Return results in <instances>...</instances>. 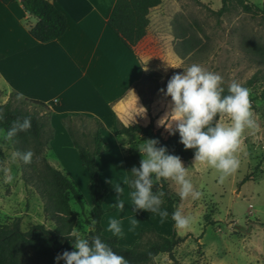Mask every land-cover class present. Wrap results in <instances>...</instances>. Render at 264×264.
<instances>
[{"label": "crops", "instance_id": "0c3cea01", "mask_svg": "<svg viewBox=\"0 0 264 264\" xmlns=\"http://www.w3.org/2000/svg\"><path fill=\"white\" fill-rule=\"evenodd\" d=\"M50 1L66 15L68 27L64 35L47 42H40L30 34L29 29L37 19L26 12L20 1L11 4L0 1V90L3 102L8 99L7 94L15 91L25 98L42 101L53 110L54 137L48 147V161L67 173L85 198L91 197L90 173L61 120L82 114L98 118L103 124L105 151L97 156L96 163L102 189L113 186L103 200L106 210L101 220L103 234L115 236L108 225L116 219L123 230L118 240L120 246H131L140 239L142 230L153 228L167 237L176 232L177 237L184 238L180 245L185 248L194 250L202 245L206 264H251V259L259 258L264 252V230L252 229L253 234L242 233L240 237L235 233L226 238L220 236L221 241L217 242L218 231L208 235L207 229L197 231L196 227L204 226L207 203L217 202L213 187L220 191L222 199L229 185L232 193L239 194L236 185L252 172L247 151L253 148L259 153L252 143L264 134L262 126L245 129L236 154L239 167L223 182L219 172L195 164L194 157L181 160L193 185L189 197H180L177 204V210L191 218L187 229L177 230L158 212L136 210L132 202L125 163L131 146L129 137L119 132V126L151 123L153 113L144 105L134 83L150 70L177 67L186 58L187 40L182 37V29L172 25V5H176V0ZM251 111L257 125V115L254 109ZM167 113L164 111L154 119L156 128L166 135L170 131L160 121ZM218 123L231 121L221 116ZM10 151L15 153L14 149ZM168 182L178 194L179 187L171 180ZM21 184L24 186L22 180ZM115 184L123 187L119 197ZM195 191L200 196L194 199ZM117 198L124 201L122 210L114 206ZM133 219L135 227L131 225ZM213 222L206 228L221 226L217 211ZM236 224L227 221L228 227ZM239 238L242 246L238 248Z\"/></svg>", "mask_w": 264, "mask_h": 264}, {"label": "rangeland", "instance_id": "374dc122", "mask_svg": "<svg viewBox=\"0 0 264 264\" xmlns=\"http://www.w3.org/2000/svg\"><path fill=\"white\" fill-rule=\"evenodd\" d=\"M246 2L253 4L251 11L244 10L239 0H230L228 10L220 15L216 12L223 5L221 0H176V5H172V25H178L182 29V37L184 36L187 40V55L180 66L164 71L150 70L148 72L149 82L141 87V93L144 96L142 100L144 105L146 106L147 103L150 106L148 111L154 114H151L153 119L159 117L162 112L171 110V97L164 94L167 81L174 74L182 73L189 66L197 64L206 71L219 74L223 78L222 87L234 81L240 85L246 84L252 78L254 82L248 86L252 98L251 109H254L257 115L256 126L264 128V62L262 60L264 57L252 49L254 45L264 46V0H246ZM3 95L0 90V104L8 100L3 102ZM23 107L36 113L40 122L45 123L46 136L54 137L55 120L50 107L29 102ZM65 119L82 145L93 146V135L97 123L92 117L70 115ZM62 120V126L67 130ZM5 134L4 130L0 132V227L17 224L22 232H30L33 226L44 225L47 229L54 230L57 225L53 218L46 215L44 202L39 192L25 184L19 159L13 161V153L10 151L13 149L12 141L4 139ZM260 137L264 138V134ZM145 140L147 139L143 135L136 134L130 138V146L139 150ZM47 151L48 148L45 151L48 159ZM255 152L253 148L247 151L252 167L249 175L251 179L236 185L239 194L232 193L229 185L222 199L220 191L212 188L213 197L217 202L216 204L207 203L208 208L202 220L204 226L201 228L197 226V231L207 229L208 235L214 230L218 231L219 235L214 237L217 242H220V236L226 238L235 233L239 235L237 237H240L242 233L253 234L252 229L264 230V166L262 155ZM8 176L12 177L10 182L6 179ZM21 180L24 186L20 185ZM81 193L84 194L82 191ZM87 195L89 196V194L85 196ZM91 200V197H84L83 206H81L72 195L69 196L70 207L76 213L71 233L73 230L78 231L89 241L92 240L91 234L95 231ZM216 211L219 214L221 226L206 228L207 225L214 223L213 215ZM227 221H236L237 224L228 227ZM242 225L243 227H239ZM240 239L236 240L238 248L242 246ZM173 254L174 260L169 253H160L145 264L207 263L202 245L191 250L179 244ZM26 264L46 263L28 261ZM251 264H264V252L260 253L259 258L251 259Z\"/></svg>", "mask_w": 264, "mask_h": 264}, {"label": "trees", "instance_id": "16d2710c", "mask_svg": "<svg viewBox=\"0 0 264 264\" xmlns=\"http://www.w3.org/2000/svg\"><path fill=\"white\" fill-rule=\"evenodd\" d=\"M4 4H11L20 1L26 12L37 19V22L29 29L30 34L40 42H47L57 39L64 35L67 30L68 22L66 15L58 9L50 0H0ZM222 7L216 12L218 15L228 10L230 0H221ZM244 10L251 11L253 4L246 0H239ZM254 52L260 53L264 57V46H252ZM264 62V58L262 59ZM149 82L147 75L140 81L134 83L142 100L144 96L141 93V87ZM254 80L251 78L246 84H241L248 89ZM224 92L222 96L228 95V86H223ZM250 93V92H249ZM18 96L20 98H18ZM250 101L252 100L249 95ZM32 103L39 106H48V104L25 98L18 92L12 91L9 98L3 104H0V130L6 133L13 127V123L17 120H23L25 117L31 118V128L28 131L18 132L12 139V148L15 152L32 151L34 153L32 162L25 164L19 159L22 166V178L26 185L34 187L40 194L44 202V210L46 215L53 218L57 227L54 230L47 229L44 225L33 226L30 232H22L17 224L12 226L4 225L0 227V264H26L28 261L44 262L46 264H65L63 259L56 261L58 253L67 250L73 251V243L75 237L70 236L76 219V213L71 209L69 204V196L72 195L76 202L83 206V194L78 190L76 183L64 171L55 168L48 161L45 151L49 147L53 136H46V125L40 122L36 113L24 108L25 103ZM146 108L150 110V106L146 103ZM84 116V115H79ZM221 115L213 120V126L218 123ZM97 123V128L93 135V146L82 145L75 137L74 130L66 123L64 118L62 121L66 125L75 147L78 149L81 161L90 173V192L92 198V219L95 222V231L92 232V239L99 236L103 242L108 244L112 250L120 256H123L128 264H145L153 260L160 253H169L174 260V249L184 241V238L177 237L175 232L173 236L167 237L158 233L153 228H147L141 231L140 239L132 246H120L118 244L119 236H106L103 234L101 224L102 216L106 210L103 207V200L113 186L102 189L100 183V170L96 163L99 154L105 151L102 130L103 124L98 118H93ZM119 132L130 138L134 135H143L145 139H154L157 141L156 147H163L167 154L179 156L181 160L187 161L194 157L195 149H185L180 142L179 132L175 134L162 133L161 129L156 128L154 119L148 125L135 123L133 125L119 126ZM130 143V142H129ZM142 156L139 150L130 147L125 157L126 169L129 178V184L135 177L132 176L133 167L139 168ZM250 176H246L242 182L250 180ZM153 186L152 193L158 195L161 191L164 193L162 197L163 204L159 206L161 211L167 212L164 217L175 226L172 214L177 211V204L180 201V195L174 193L168 180H156L155 174L152 175ZM130 186V185H129ZM131 192L134 191L130 187ZM152 212L151 210H149ZM158 213H160L158 211Z\"/></svg>", "mask_w": 264, "mask_h": 264}, {"label": "clouds", "instance_id": "9594fccd", "mask_svg": "<svg viewBox=\"0 0 264 264\" xmlns=\"http://www.w3.org/2000/svg\"><path fill=\"white\" fill-rule=\"evenodd\" d=\"M222 84L223 78L219 74L206 71L197 64L189 66L182 73L174 74L167 81L164 92L165 96L171 97V110L160 121L171 134L179 132L180 142L185 149H195V164L215 169L220 173L221 182L239 167L236 154L245 129L256 126L252 118L249 89L234 81L228 85L229 94L222 96ZM217 114L227 116L231 123H217L213 126L212 122ZM0 119H3L2 114ZM30 128V117L17 120L4 135V139L11 140L18 132L28 131ZM156 145V140L149 139L139 147L142 159L139 168H132L131 174L135 179L129 185L134 189L131 198L136 210L159 211L162 217H166V210L161 211L159 208L163 204L164 193H152V175L155 174L156 180L162 178L173 181L179 187L178 194L182 199L188 198L193 192V185L187 178V169L180 157L167 154L165 148H158ZM33 155L32 151L15 152L12 159H20L29 164ZM6 179L10 182L12 177L8 176ZM114 190L118 197L123 194V187L119 184L114 185ZM199 196L200 193L195 191L193 198ZM114 206L122 210L124 201L117 198ZM172 219L177 230L190 226L191 218L183 215L179 209L172 214ZM131 225L135 227V219L131 221ZM108 230L115 236L123 234L120 221L116 219L110 220ZM70 236L75 237V250L58 253L55 258L57 262L63 259L65 264H128L123 256L117 255L99 236L89 241L75 230Z\"/></svg>", "mask_w": 264, "mask_h": 264}, {"label": "built area", "instance_id": "2783aa9c", "mask_svg": "<svg viewBox=\"0 0 264 264\" xmlns=\"http://www.w3.org/2000/svg\"><path fill=\"white\" fill-rule=\"evenodd\" d=\"M252 145L256 146V148L258 149L259 151V154L262 155V165L264 166V138L262 137H258L254 140V142L252 143Z\"/></svg>", "mask_w": 264, "mask_h": 264}]
</instances>
